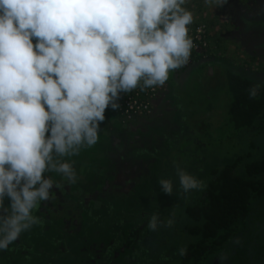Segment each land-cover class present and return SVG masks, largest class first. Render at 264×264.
I'll list each match as a JSON object with an SVG mask.
<instances>
[{
  "label": "clouds",
  "instance_id": "1",
  "mask_svg": "<svg viewBox=\"0 0 264 264\" xmlns=\"http://www.w3.org/2000/svg\"><path fill=\"white\" fill-rule=\"evenodd\" d=\"M204 2L222 7L227 0ZM185 4L0 0V250L40 222L33 210L59 187L45 173L77 181L70 158L98 142L105 110L120 108L121 93L162 87L171 70L187 64L193 14ZM259 88H249L250 99ZM177 176L186 194L206 187L182 168ZM159 184L172 194L170 179ZM160 223L153 215L148 228Z\"/></svg>",
  "mask_w": 264,
  "mask_h": 264
},
{
  "label": "rangeland",
  "instance_id": "2",
  "mask_svg": "<svg viewBox=\"0 0 264 264\" xmlns=\"http://www.w3.org/2000/svg\"><path fill=\"white\" fill-rule=\"evenodd\" d=\"M184 7L193 14V23L188 26L189 37L193 38L194 29L202 26L207 41L206 48L197 53L192 52L187 64L178 70H171L173 76L169 77L171 79L167 80L164 86H153L138 92L141 101L150 106L149 114H137L130 120H121L116 110L110 107L105 110V121L100 124L98 133L99 140L91 150L94 154L99 150L102 158L92 155L89 152L91 148H85L88 150L83 149L78 156L71 157L77 175L75 183L70 184L60 174L52 172L53 175L50 177L59 185V191L61 193L65 191L71 197L70 201L76 197V202L80 205H67L69 201L61 202L50 195V199L43 201L33 210V215L44 217L46 220L56 222L64 220L63 230L73 235V255H76L77 247L81 246L79 236L86 219L79 214L77 208L85 206L86 197L91 199L89 203V207H92L89 212L91 217L100 216L98 228L106 219L105 215H102L100 200L95 195L99 192V177L105 172L114 173L113 176L107 177V180H110L106 183V189L102 191L112 192L106 200L112 202L114 206H119L122 194L129 192L132 183L138 181L137 184L145 182L146 185L153 182H148L154 178L153 157L155 152L162 148L176 149V153L172 154L170 159L158 158L160 163H168L166 168L168 172L163 173L172 176L175 173L177 175V167L189 174H192L189 167L199 174L204 173L219 162L232 161L240 150L247 152V145L250 143L257 145L253 156L264 150L263 134L252 136L244 132L242 135L235 127V122L229 119L231 95L223 69L220 68L229 67L255 81L264 82V0H227L222 7H210L204 0H186ZM32 42L35 46L36 38H32ZM200 66L202 74H208L209 78L200 80L199 84L193 83L190 80L195 79V71ZM180 86L182 89L177 93ZM184 144H189V150ZM191 144L201 145L195 148ZM232 145L235 147L234 150ZM188 151L193 153L190 155L192 158L190 163H188L190 156L184 154ZM132 153H135L134 156H131ZM85 156L87 159L83 165L86 168L82 170L80 168ZM75 188L80 190L76 191ZM173 189H177L178 194H181L179 183L174 185ZM82 190L85 197H82ZM151 194L154 198L157 197L156 193ZM7 204L8 201L4 202V206ZM139 204L142 205L141 202ZM66 207L70 209L66 211ZM122 216L117 219L122 220ZM80 217L82 222H78ZM71 219L73 224H69ZM36 226L37 224L22 232L19 238L8 246L7 250L14 258V264H51L52 261L48 260L47 254H43L44 251L34 253L35 248H31L32 244L43 246L52 241L46 235L42 243L39 237L41 233ZM98 228L95 227V230L98 231ZM169 229L164 228V233L160 235L161 243L157 245L152 237L148 239L149 255L142 256L143 261L148 262L144 264H181L176 257L179 256L178 249L186 245L187 236L181 234L179 230L172 229L171 226ZM139 239L140 246L143 237ZM127 244H130L129 240ZM43 248L47 252L48 247ZM137 256L138 253H135L134 257ZM121 259L122 264H133L130 262L133 260L130 254L122 255V258L113 261V264H117ZM211 264H226V261L218 256Z\"/></svg>",
  "mask_w": 264,
  "mask_h": 264
},
{
  "label": "trees",
  "instance_id": "3",
  "mask_svg": "<svg viewBox=\"0 0 264 264\" xmlns=\"http://www.w3.org/2000/svg\"><path fill=\"white\" fill-rule=\"evenodd\" d=\"M220 68L223 69L224 79L231 95L228 111L229 119L235 122V127L242 135L244 132L246 135L252 136L264 135V82L255 81L246 74H241L229 67ZM172 72L170 71L169 77L173 76ZM195 75V79L190 81L197 84L200 80L209 78L208 74H202V66L196 69ZM255 84H259L260 88L257 97L250 99L248 90ZM181 89V86L178 87L177 93ZM136 92H141L140 88L135 89L134 92L121 95L120 99L122 100L121 102L118 101L120 108L116 110L121 120L124 116L121 109L124 100H127ZM184 119L186 118L184 117ZM49 135L50 132L46 133V138ZM95 145L91 147L89 152L102 158L99 150V154L98 152L96 154L91 152ZM184 145L188 148L189 144ZM191 145L198 148L201 144ZM256 147V144L250 143L247 145V152L240 150L232 161L219 162L204 173L199 174L195 169L189 167V171H192L191 175L202 181L206 187L200 190H191L187 194L181 191L180 195L177 189H173L171 195L165 194L159 184L161 179H170L174 185L179 183L176 173L173 176L163 173V171H167L168 163H160L158 160L159 157L168 159L176 153V149L173 147L162 148L155 152L153 157L155 160L152 162L154 178L148 180V182H153L146 185H144L145 182L144 184L141 182L137 184L138 181L132 183L129 192L122 194L119 206H114L112 202L106 200L108 196L112 195V192L106 191L107 193H105L102 191V189H106V183L110 180H107V177L113 176L114 173L105 172L104 175L99 177V192L95 194L100 200L99 205L102 207V215H105L106 218L102 223L105 224H99L98 228L100 216L92 218L89 214L92 208L89 207L90 197H86L85 206L77 208L79 214L86 217L84 225H82L81 236H79L82 237L80 243L83 241L84 244L82 243L80 247H77V251H82L80 249L85 246L84 250L87 243L90 242L88 252H82L87 254H82L85 258L81 257L84 258L85 262L81 260L79 264H87L88 255H92L95 259L100 250L104 248L106 249L105 253L108 255L106 256L108 259L107 264H113V261L120 260L122 255L125 254H130L133 259L135 252L141 253L137 260L144 264L148 262L147 260L143 261L144 258L142 257L143 255L145 257L149 255L148 239L150 236L156 235L159 230H164L165 227L169 229L170 226H165L166 221L169 219L174 221L171 226L172 229L179 230L181 234L187 236V242L184 245L187 249L186 255L176 257L181 264H211V261L218 256H225L224 261H226V264H264V150L253 156ZM232 149H235L233 145ZM86 150L88 149H84V151ZM133 154L135 153H132L131 156H134ZM184 154L193 155L189 151L184 152ZM191 156L188 163L191 162ZM86 159L87 156H85L81 165L80 169L82 170L86 168L83 165L86 163ZM45 174L48 177L53 175L52 172ZM74 190L78 191L80 189L75 188ZM151 192L156 193L157 197L154 198ZM82 193V197H85L84 191ZM50 195L58 198L61 202L69 201L67 205H80L77 204L76 197L73 201H70L71 197L65 191L61 193L58 187H53ZM139 201L142 205L139 204ZM4 202H7V200ZM66 208V211L70 209ZM156 209H158V212H156ZM163 210H165V213H159ZM121 215H123L122 220H118L117 218ZM137 215L143 216V219L139 221V224H134L132 220ZM153 215L158 216L161 222L155 231L148 228L150 217ZM72 216L73 213H71ZM36 217L40 221L36 227L41 233L39 237L42 243L46 235L52 241L47 245H43L48 247L47 252L42 245L35 246L32 244L31 248H35L34 253L44 251L43 254H47L48 260L52 261L51 264H59V262L69 257L79 258L76 253V256L73 255V235H69L63 230L64 220L60 219L56 222L46 220L44 217ZM80 219L81 217L78 222H82ZM125 220L133 224L128 222L126 224ZM69 224H73V219L69 221ZM95 227L98 228V231L95 230ZM127 228L128 234L124 237V230ZM99 234L107 238L108 236L114 237V241L109 242L108 246H106L107 243L99 245L97 238ZM142 237L145 238L144 244L142 243L139 246L137 240ZM128 240L130 244H127ZM151 246L154 247L152 244ZM7 249L0 250V264H14V258L10 256ZM88 264H91V262L88 261Z\"/></svg>",
  "mask_w": 264,
  "mask_h": 264
},
{
  "label": "crops",
  "instance_id": "4",
  "mask_svg": "<svg viewBox=\"0 0 264 264\" xmlns=\"http://www.w3.org/2000/svg\"><path fill=\"white\" fill-rule=\"evenodd\" d=\"M175 144V143H174ZM156 212H158V209H156ZM159 213H165V210H163V211H160ZM151 218V217H150ZM140 219V220H139ZM143 219V216L142 217H139V215L138 216H134V221L135 222H133L134 224H139L140 222L139 221H141ZM125 222H126V224H127V220H125ZM78 223V222H77ZM128 223H130V222H128ZM133 223H130V224H133ZM101 224H105V223H100V225ZM125 224V225H126ZM127 227H129V226H127ZM127 230H128V228L127 229H125L124 231H125V235H123L124 237H126L127 236ZM162 233H164V230L163 229H161V230H159V232L156 234V235H153V236H150V238L152 237V239L154 240V242L156 243V244H158V243H160L161 241H160V235L162 234ZM137 235V234H136ZM97 238H98V244L99 245H103V244H106V246H108V244H110L111 243V241L114 239V237H111V236H108V238L107 237H103V235L102 234H99L98 236H97ZM80 240H82V238L80 237ZM136 240H137V238H136ZM140 239H138L137 241H139ZM145 239L143 238L142 239V241H144ZM114 241V240H113ZM110 242V243H109ZM82 244V243H81ZM89 244H90V242H88L87 243V247L83 250V248L82 249H80V250H82V251H75V253L77 254V256L79 257L78 259L77 258H74V257H69V258H65L63 261H61V262H59V264H67V263H70V264H79L80 263V261L81 260H84V258H85V256H83L82 254H85V255H87L86 253H82V252H88V250L90 249V247H89ZM95 246V245H94ZM153 251H155V249H153ZM74 252V251H73ZM106 252V249L104 248V249H101L100 250V253H98L97 255H96V258L94 259V257H92V255H88L87 257V264H88V261H90L91 262V264H107V258H106V256H108L107 255V253H105ZM151 252V251H150ZM135 253H138V256L137 257H133V260L132 261H130V262H133V264H137V262H138V260H137V258H139L140 256H141V253H139V252H135ZM81 254V255H80ZM76 256V255H75ZM134 256V255H133ZM144 256V255H143ZM81 257H84V258H81ZM85 261V260H84ZM122 262V259H121V261L119 262V263H117V264H120ZM122 264V263H121ZM139 264H141V263H139Z\"/></svg>",
  "mask_w": 264,
  "mask_h": 264
},
{
  "label": "built area",
  "instance_id": "5",
  "mask_svg": "<svg viewBox=\"0 0 264 264\" xmlns=\"http://www.w3.org/2000/svg\"><path fill=\"white\" fill-rule=\"evenodd\" d=\"M193 48L192 52L197 53V51L206 48L207 41L204 36V29L202 26H197L193 32ZM140 97L138 92L131 95L127 100H124L122 105L123 119L130 120L134 118L137 114H149L151 112L150 106L146 104V102L140 101Z\"/></svg>",
  "mask_w": 264,
  "mask_h": 264
}]
</instances>
